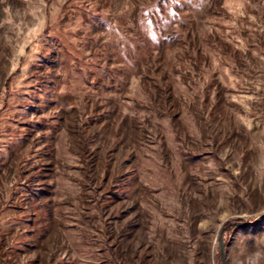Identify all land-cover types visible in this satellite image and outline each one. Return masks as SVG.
I'll use <instances>...</instances> for the list:
<instances>
[{"label": "rangeland", "instance_id": "1", "mask_svg": "<svg viewBox=\"0 0 264 264\" xmlns=\"http://www.w3.org/2000/svg\"><path fill=\"white\" fill-rule=\"evenodd\" d=\"M223 227L264 264V0H0V264H221Z\"/></svg>", "mask_w": 264, "mask_h": 264}, {"label": "water", "instance_id": "2", "mask_svg": "<svg viewBox=\"0 0 264 264\" xmlns=\"http://www.w3.org/2000/svg\"><path fill=\"white\" fill-rule=\"evenodd\" d=\"M259 218H257L258 220ZM255 220V221H257ZM253 221V222H255ZM248 222H242V221H237L235 222V224L237 225H242V224H246ZM226 227H223V229L221 230V234H220V251H221V264H228V260H227V251H226V246L223 240V231L225 230Z\"/></svg>", "mask_w": 264, "mask_h": 264}]
</instances>
